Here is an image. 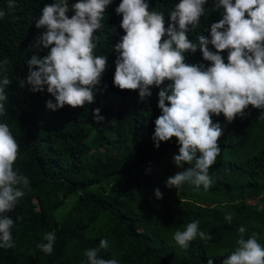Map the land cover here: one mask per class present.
I'll return each instance as SVG.
<instances>
[{"label":"trees","instance_id":"trees-1","mask_svg":"<svg viewBox=\"0 0 264 264\" xmlns=\"http://www.w3.org/2000/svg\"><path fill=\"white\" fill-rule=\"evenodd\" d=\"M54 2L17 0L9 9L7 0H0V10L6 13L0 20V61L7 62L6 75L12 81L8 111L0 122L10 126L19 144L15 169L30 180L15 210L6 213L15 221V247L0 248V264H87V249H99V257L115 258L119 264H207L209 259L222 264L235 250L241 226L245 238L255 233L264 245L261 110L250 105L231 123L223 114L212 117L224 134L221 152L209 169L213 183L208 190L191 184L166 186L169 177L188 165L174 164L179 152L176 137L161 142L158 149L154 145L155 120L162 114L159 88L153 86L152 96L142 100L138 90H121L113 83L118 56L114 45L125 34L122 14L115 11L121 0L108 7L104 28L96 33L95 54L107 56L108 62L93 104L52 111L46 103L54 98L46 89L33 92L26 84L27 60L48 52L35 46L43 31L35 21L41 9ZM75 2L69 0L70 5ZM148 2L151 9L165 13L167 27L168 14L180 0ZM205 8L199 28L188 34L197 43L201 34L210 38L207 29L222 18L213 0ZM221 54L227 63V50ZM186 63L211 64L199 48L187 55ZM97 108L104 117L99 123L93 118ZM157 188L162 199L154 194ZM226 214L232 215L231 223ZM193 221H199L200 230L211 238H197L183 249L174 233ZM49 232H55L56 241L52 254H45L38 244L47 242L44 236ZM102 239L109 241L107 249H100Z\"/></svg>","mask_w":264,"mask_h":264},{"label":"clouds","instance_id":"clouds-1","mask_svg":"<svg viewBox=\"0 0 264 264\" xmlns=\"http://www.w3.org/2000/svg\"><path fill=\"white\" fill-rule=\"evenodd\" d=\"M114 0H55L41 9L35 21L40 33L36 47L48 50L41 58L32 55L27 60L26 84L33 92L47 91L46 107L57 111L69 105L83 108L96 100L97 91L106 72L107 56L95 54L99 43L96 33L104 28L106 10ZM17 0H7L9 9ZM209 0H180L168 14L150 8L148 0H121L115 11L122 14L120 27L125 34L114 45L118 53L113 83L121 90H138L143 100L152 96L151 88H159L158 107L162 114L155 120L152 136L158 149L161 142L177 138L179 152L173 156L178 168L188 167L169 177L166 186L179 189L191 184L208 190L213 180L209 169L221 152L219 140L224 128L213 122V116L223 114L228 123L243 117L251 105L264 117V0H213L214 10L221 19L211 24L210 38L199 35L198 43L189 33L199 28ZM74 12L69 18L68 13ZM0 10V20L5 18ZM212 45L216 51L210 49ZM202 52L204 64L186 63L188 54ZM227 50V63L221 54ZM6 61H0V117L7 114L8 89L12 81L6 75ZM95 109L94 120L104 119ZM19 144L10 126L0 122V248L12 249L15 242L12 228L15 221L6 213L15 210L25 196L30 180L15 169ZM157 199L163 194L157 188ZM232 215L225 220L232 222ZM235 250L222 264H264V245L257 234L245 238L246 229H238ZM197 238L211 237L200 230L199 221L188 223L174 233L175 242L183 249ZM46 243L38 247L52 254L55 232L44 236ZM109 241L102 239L100 249ZM99 249H87V264H119L118 260L98 256ZM207 264H214L209 259Z\"/></svg>","mask_w":264,"mask_h":264},{"label":"rangeland","instance_id":"rangeland-1","mask_svg":"<svg viewBox=\"0 0 264 264\" xmlns=\"http://www.w3.org/2000/svg\"><path fill=\"white\" fill-rule=\"evenodd\" d=\"M241 118H242V117H239V116L237 117V119H241ZM231 226H232V227H236L237 224L235 223V224H232Z\"/></svg>","mask_w":264,"mask_h":264}]
</instances>
